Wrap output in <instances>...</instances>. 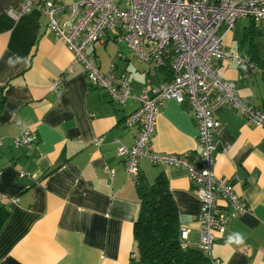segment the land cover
Returning <instances> with one entry per match:
<instances>
[{"label":"crops","instance_id":"0c3cea01","mask_svg":"<svg viewBox=\"0 0 264 264\" xmlns=\"http://www.w3.org/2000/svg\"><path fill=\"white\" fill-rule=\"evenodd\" d=\"M20 3L0 0V213L7 215L0 229V264H145L135 256L136 184L116 154L118 144L134 142L136 129L125 128L124 118L138 103L117 105L92 88L66 45L47 32L39 8L11 15ZM219 34L226 50L241 53L257 69L241 78L235 59L227 58L217 62V73L240 97L264 109V20L238 19ZM88 52L103 72L113 63L135 95L148 82L157 86L170 76L162 68L146 71L113 33ZM55 78H60L58 90L51 86ZM216 118L214 173L233 183L249 210L226 208L228 222L210 257L217 264H264V127L227 107ZM26 127L35 142L14 148L11 138ZM150 145L155 152L197 158L198 128L185 102L164 101ZM139 165L140 177L149 183L164 173L180 227L188 228L186 242L198 248L200 201L187 172L147 158Z\"/></svg>","mask_w":264,"mask_h":264},{"label":"built area","instance_id":"2783aa9c","mask_svg":"<svg viewBox=\"0 0 264 264\" xmlns=\"http://www.w3.org/2000/svg\"><path fill=\"white\" fill-rule=\"evenodd\" d=\"M39 8L47 20L46 30L63 42L72 54V64L81 65L92 88L98 89L117 105L134 99L138 106L124 118V127L135 128L134 142L127 147L118 144L116 154L124 158L127 177L136 182L140 176V160L153 165L183 168L200 201L201 223L198 248L210 257V250L228 222L226 208L233 213L249 210L235 192L231 181L214 173V141L219 126L216 114L224 107L238 112L253 126L264 127V109L240 97L235 85L217 73V62L233 58L241 78L255 73L257 65L239 52L222 46L220 28L231 29L238 19L264 20V0H21L11 12L14 18ZM67 14L66 19L62 16ZM113 33L124 43L139 63L154 69L168 65V80L151 86L149 82L138 95L132 92L125 74H115L110 63L101 71L91 45ZM54 90L60 78L51 81ZM185 102L198 128L199 154L159 153L151 149L156 118L165 100ZM36 140L34 131L26 127L11 138L14 148L29 147ZM3 137L0 136V156ZM24 174L20 173V176ZM218 199L224 202L218 203ZM14 201H17L14 200ZM182 247H187L188 228L180 227ZM264 255V247L260 248Z\"/></svg>","mask_w":264,"mask_h":264},{"label":"trees","instance_id":"16d2710c","mask_svg":"<svg viewBox=\"0 0 264 264\" xmlns=\"http://www.w3.org/2000/svg\"><path fill=\"white\" fill-rule=\"evenodd\" d=\"M162 69L170 72L168 65ZM135 184L140 203L133 226L135 256L145 264H212L199 248L182 247L179 217L164 173L151 183L139 176ZM6 216L0 213V229Z\"/></svg>","mask_w":264,"mask_h":264}]
</instances>
